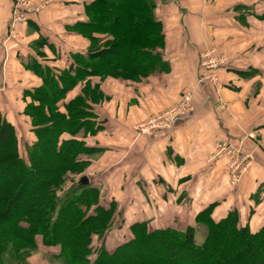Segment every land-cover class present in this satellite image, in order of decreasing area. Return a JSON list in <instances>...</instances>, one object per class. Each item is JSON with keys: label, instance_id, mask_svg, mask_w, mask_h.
<instances>
[{"label": "crops", "instance_id": "crops-1", "mask_svg": "<svg viewBox=\"0 0 264 264\" xmlns=\"http://www.w3.org/2000/svg\"><path fill=\"white\" fill-rule=\"evenodd\" d=\"M13 1L0 0V113L15 128L20 153L25 155L35 139L23 114L29 102L23 94L41 84L25 66L36 62L63 70L71 54L84 53L87 45L70 42L73 38L86 42L71 27L86 20L89 0H30L33 7L42 8L28 15L17 30L18 35L29 36V45L6 52ZM155 2V17L165 36L161 54L170 71L154 72L142 86L112 82L109 94L99 78L91 79L110 101L93 108L102 128L86 142L103 151L96 159L81 157L90 164L80 177L116 201L117 211L125 212L128 229L146 222L149 231L184 230L195 226L194 216L216 202L214 221L236 210L240 223L256 232L264 225V0ZM39 39L47 44L37 45ZM210 50L222 54L227 65L218 71L216 84L200 85L199 59ZM237 71L258 72L242 77ZM185 90L193 95V113L164 137L136 136L135 125L174 107ZM221 142L240 144L249 160L234 190L221 178L226 158L215 156ZM126 238L131 236H110L108 250Z\"/></svg>", "mask_w": 264, "mask_h": 264}, {"label": "trees", "instance_id": "trees-1", "mask_svg": "<svg viewBox=\"0 0 264 264\" xmlns=\"http://www.w3.org/2000/svg\"><path fill=\"white\" fill-rule=\"evenodd\" d=\"M155 10V0H89L86 20L71 27L88 40L84 53L71 54L63 70L36 62L25 66L41 81L23 94L29 99L23 114L35 140L22 155L15 128L0 113V264H28L38 239L45 255L60 264H264V225L252 232L236 210L214 221L216 202L184 230L149 231L146 222L135 223L131 238L109 251L104 237L117 203L103 202L98 187L76 179L90 164L81 157L103 151L86 142L102 128L93 108L108 98L91 79H142L170 71ZM38 44L47 43L39 39ZM76 88L78 93L66 99ZM66 183L70 191L61 198ZM199 225L206 229L200 245L195 242Z\"/></svg>", "mask_w": 264, "mask_h": 264}, {"label": "built area", "instance_id": "built-area-1", "mask_svg": "<svg viewBox=\"0 0 264 264\" xmlns=\"http://www.w3.org/2000/svg\"><path fill=\"white\" fill-rule=\"evenodd\" d=\"M38 7H33L30 0H14L12 5V15L10 18V26L8 33V39H16L18 36L17 30L22 27L26 22L28 15L37 12ZM8 41V40H7ZM5 40V51L8 52ZM12 48H18V43L13 41ZM213 51H207L201 55L200 61V73L198 78V84L205 85L207 83H217L218 71L221 61L213 57ZM193 110L192 96L189 93H184L182 100L169 111L161 113L157 117L148 119L147 122H142L136 125L135 130L138 134H146L156 137L157 135L169 130L175 121L185 119L190 115ZM163 131V132H162ZM216 154L226 158L225 171L228 176L231 186L238 185L242 180L243 175L249 167L248 158L241 152L240 144L236 143H217Z\"/></svg>", "mask_w": 264, "mask_h": 264}, {"label": "rangeland", "instance_id": "rangeland-1", "mask_svg": "<svg viewBox=\"0 0 264 264\" xmlns=\"http://www.w3.org/2000/svg\"><path fill=\"white\" fill-rule=\"evenodd\" d=\"M185 2H187V1H185ZM184 3V2H183ZM187 6V5H186ZM211 6H212V4H211ZM39 9H41L42 7H38ZM187 10H188V6L187 7H185ZM211 9H213V8H211ZM36 12V11H35ZM33 14V13H32ZM25 25V24H24ZM23 25V26H24ZM21 28V27H20ZM19 28V29H20ZM29 35L30 36H32V34H30L29 33ZM28 37L29 36H27V35H24V36H22V35H18L17 36V38L16 39H12L11 38V40L10 39H8V35L6 34V38H5V40L7 41V43H6V45H7V47L9 48V51H11L12 52V49H14V48H12L13 47V44H14V42L13 41H16V43H18L19 45H24V46H27V45H29V42H28ZM84 38V37H83ZM85 39V38H84ZM86 40V42L84 41H82V40H79V39H77V38H73L72 40L70 39V42L71 43H73V45H77V46H80V45H87V46H89V42H88V40L87 39H85ZM4 44H5V42H4ZM19 45H18V47H19ZM4 49H5V47H4ZM213 57H215L217 60H219V61H221V64H220V66H219V70H222L224 67H226V65H227V60H226V58L222 55V54H218L217 52H215L214 50H213ZM205 53V52H204ZM200 61H201V56H200V59H199ZM200 61H199V64H200ZM198 70H200V66H199V68H198ZM149 77V76H148ZM148 77H143L142 79H125V78H118V77H108V78H106V79H104V80H100L99 81V83L100 84H103V86L105 87V90H106V92L109 94L110 92H112V89H113V87H112V85H111V83L112 82H114V83H121V84H129L130 82H132V83H135V85L136 86H142V84L146 81V79H148ZM110 81V82H109ZM220 82V81H219ZM216 84V83H215ZM184 93H189V94H191V92L190 91H183ZM181 93L180 94V96H181V99H180V101L182 100V98H183V94L184 93ZM113 93V92H112ZM192 96V98H193V95H191ZM107 97V96H106ZM107 102H109L110 101V99L109 98H107V100H106ZM105 101V102H106ZM179 101V102H180ZM109 104V103H108ZM177 105V104H176ZM108 105H106V107H107ZM193 106V105H192ZM172 108H174V107H170V108H166L163 112H165V111H169V110H171ZM163 112H161V113H163ZM194 112V108H193V110H192V112L191 113H193ZM159 116V115H158ZM157 117V116H156ZM151 119V118H150ZM181 121V120H180ZM145 122V121H144ZM179 121H175L174 122V124H176V123H178ZM140 124V123H139ZM174 124L172 125V127L169 129V130H166L165 132H163V133H161V134H159V135H157V136H162V137H164V136H166V135H168V133L170 132V130L173 128V126H174ZM138 125V124H137ZM135 128H136V125H135V127H134V133L136 134V136L138 135V136H140V137H152V138H154L153 136H151V135H146V134H138V132H137V130H135ZM156 136V137H157ZM217 148V147H216ZM216 148H215V152H216ZM97 155L98 154H96V155H92V156H90V157H86L87 159L89 158V159H96V157H97ZM220 156H222V155H220ZM220 156H218V157H220ZM217 158V157H216ZM222 179L223 180H225V182H227V184H228V188L229 189H231V190H234L235 189V187H237L238 185H239V183H238V185H235V186H231V184H230V182H229V179H228V176H227V174H226V171H225V167L222 169ZM81 177L79 176H77V180L78 179H80ZM220 180V179H219ZM67 184V183H66ZM68 191H70V185L69 184H67V185H65L64 186V189H63V191L61 192V193H59V196H61V198H65L66 197V195L65 196H63L64 195V193H69ZM110 198H111V196H109V195H106V194H103L102 195V200H103V202H107V201H109L110 200ZM124 216H125V212L122 210V211H117L116 212V214H115V216H114V222H113V227L112 228H110L109 229V231L106 233V235H105V237H104V242H105V246L107 247V249H109L108 247H109V244H108V242H107V244H106V240L111 236V237H113V238H116V235H119V236H127L128 237V235H130L129 234V229H128V225L125 223V218H124ZM205 235H206V229H205V227L204 226H201V225H199V226H197V229H196V233H195V242L198 244V245H200V244H202L203 243V241H204V239H205ZM108 237V238H107ZM107 238V239H106ZM115 241H116V239H114ZM124 241H126L127 240V238L126 239H123ZM123 240H121V241H123ZM115 241H113L112 242V244L111 245H113V247H114V245L116 244V243H114ZM120 241V242H121ZM114 243V244H113ZM117 243H119V242H117ZM96 245L98 246L99 245V242H97L96 243ZM27 261H28V264H60L61 263V261H59V260H52V259H50V258H48L46 255H45V253L41 250V249H39V248H37L34 252H32V254L28 257V259H27Z\"/></svg>", "mask_w": 264, "mask_h": 264}, {"label": "water", "instance_id": "water-1", "mask_svg": "<svg viewBox=\"0 0 264 264\" xmlns=\"http://www.w3.org/2000/svg\"><path fill=\"white\" fill-rule=\"evenodd\" d=\"M87 183H88V181H87L86 178H82L81 181H80L81 185H86Z\"/></svg>", "mask_w": 264, "mask_h": 264}]
</instances>
